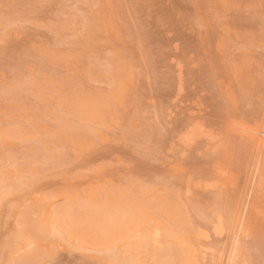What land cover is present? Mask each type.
<instances>
[{
    "label": "rangeland",
    "instance_id": "374dc122",
    "mask_svg": "<svg viewBox=\"0 0 264 264\" xmlns=\"http://www.w3.org/2000/svg\"><path fill=\"white\" fill-rule=\"evenodd\" d=\"M258 131L264 0H0V264H264Z\"/></svg>",
    "mask_w": 264,
    "mask_h": 264
},
{
    "label": "bare ground",
    "instance_id": "6f19581e",
    "mask_svg": "<svg viewBox=\"0 0 264 264\" xmlns=\"http://www.w3.org/2000/svg\"><path fill=\"white\" fill-rule=\"evenodd\" d=\"M262 133H264V131H262V132H260V131H258V133H256V136L254 135V136H252V139H253V141L254 142H256V144L258 143L259 145H261L262 144V138L261 139H259L258 137H257V135L258 134H262ZM264 139V138H263ZM257 155L255 156V158H254V160H253V170L256 168V166H257V164H258V162H257ZM258 168V167H257ZM251 172L253 173V171H252V169H251ZM254 173H256V171L254 172ZM253 176V175H252ZM250 178V177H249ZM247 194V193H246ZM27 244V243H26ZM229 261V260H228Z\"/></svg>",
    "mask_w": 264,
    "mask_h": 264
}]
</instances>
